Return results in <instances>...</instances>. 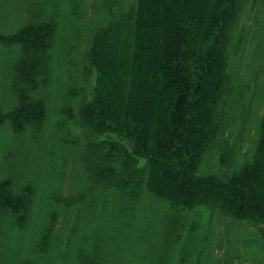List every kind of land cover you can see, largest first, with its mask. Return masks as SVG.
I'll use <instances>...</instances> for the list:
<instances>
[{
	"label": "rangeland",
	"instance_id": "1",
	"mask_svg": "<svg viewBox=\"0 0 264 264\" xmlns=\"http://www.w3.org/2000/svg\"><path fill=\"white\" fill-rule=\"evenodd\" d=\"M136 2L0 0L1 32L43 21L55 25L48 74L31 91L47 104L45 121L19 132L8 122L0 127V179L10 180L16 193L33 189L23 225L0 209V264H264L258 224L217 208L161 200L137 178L126 177L127 188L107 187L92 173L90 144L113 136L94 134L80 118L95 85L86 70L93 36ZM228 52L233 88L220 101L222 128L198 170L223 178L253 159L261 133L264 0H245ZM21 58L20 45L0 44L2 111L18 101L15 65Z\"/></svg>",
	"mask_w": 264,
	"mask_h": 264
},
{
	"label": "trees",
	"instance_id": "2",
	"mask_svg": "<svg viewBox=\"0 0 264 264\" xmlns=\"http://www.w3.org/2000/svg\"><path fill=\"white\" fill-rule=\"evenodd\" d=\"M244 2L137 0L95 32L86 67L95 85L79 113L94 134L113 135L89 146L98 183L127 188V178H137L161 200L217 208L258 224L264 237V117L251 161L226 178L198 171L222 128L220 101L233 88L228 51ZM54 36L51 21L0 31V44L22 48L15 65L18 101L0 110V127L8 122L19 132L45 121L47 104L31 91L48 74ZM32 197V186L16 193L10 180L0 179V209L19 225ZM50 236L42 235L40 250Z\"/></svg>",
	"mask_w": 264,
	"mask_h": 264
}]
</instances>
